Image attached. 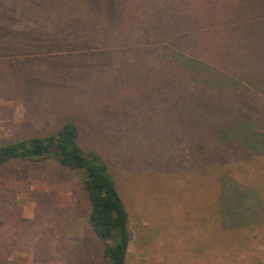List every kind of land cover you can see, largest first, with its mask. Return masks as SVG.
Instances as JSON below:
<instances>
[{
  "label": "rangeland",
  "instance_id": "1",
  "mask_svg": "<svg viewBox=\"0 0 264 264\" xmlns=\"http://www.w3.org/2000/svg\"><path fill=\"white\" fill-rule=\"evenodd\" d=\"M67 120L114 176L125 264H264V0H0V144ZM82 177L0 166V264H111Z\"/></svg>",
  "mask_w": 264,
  "mask_h": 264
},
{
  "label": "trees",
  "instance_id": "2",
  "mask_svg": "<svg viewBox=\"0 0 264 264\" xmlns=\"http://www.w3.org/2000/svg\"><path fill=\"white\" fill-rule=\"evenodd\" d=\"M78 138L77 124L67 120L55 132L5 141L0 144V166L16 159H55L63 167L82 171L91 205L88 222L103 241V256L111 264H125L130 241L128 212L102 155L93 149L85 151ZM5 261L7 257L0 254V263Z\"/></svg>",
  "mask_w": 264,
  "mask_h": 264
}]
</instances>
